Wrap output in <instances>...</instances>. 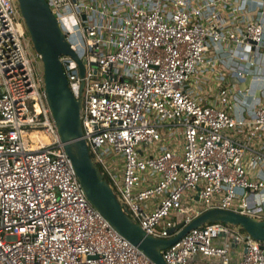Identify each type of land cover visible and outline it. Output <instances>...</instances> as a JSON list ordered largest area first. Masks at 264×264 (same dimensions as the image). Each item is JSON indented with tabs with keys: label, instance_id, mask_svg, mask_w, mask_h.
<instances>
[{
	"label": "built area",
	"instance_id": "obj_1",
	"mask_svg": "<svg viewBox=\"0 0 264 264\" xmlns=\"http://www.w3.org/2000/svg\"><path fill=\"white\" fill-rule=\"evenodd\" d=\"M47 2L85 65L82 77L61 56L81 99L82 138L124 211L163 239L211 209L264 220V98L239 115L234 95L248 89L228 82L258 64L264 14L246 19L245 3L229 0ZM21 19L18 0H0V264H155L87 198ZM213 75L216 90H205ZM39 129L52 140L36 146L29 133ZM162 255L167 264H264V242L216 221Z\"/></svg>",
	"mask_w": 264,
	"mask_h": 264
},
{
	"label": "water",
	"instance_id": "obj_2",
	"mask_svg": "<svg viewBox=\"0 0 264 264\" xmlns=\"http://www.w3.org/2000/svg\"><path fill=\"white\" fill-rule=\"evenodd\" d=\"M31 40L44 63L45 93L49 107L65 143L81 185L89 201L112 226L155 264H167L162 250L179 241L191 229L221 221L240 226L254 239L264 242V220L226 209H211L190 222L171 238L148 234L123 209L114 190L94 162L86 140L82 138L81 99L69 87L61 56L70 55L79 64L80 75L85 65L72 48L47 0H18ZM179 224L178 227H181ZM175 232V228L171 233Z\"/></svg>",
	"mask_w": 264,
	"mask_h": 264
},
{
	"label": "crops",
	"instance_id": "obj_3",
	"mask_svg": "<svg viewBox=\"0 0 264 264\" xmlns=\"http://www.w3.org/2000/svg\"><path fill=\"white\" fill-rule=\"evenodd\" d=\"M230 3H234V5L237 4H244L246 5V12L244 13V17L249 20H257L262 13L264 14V0H245L246 2H243L242 0H229ZM233 4H228L229 11L231 9ZM231 6V7H230ZM230 59H227L228 62ZM246 70L249 71V74L244 79L237 78L236 76H232L231 74L228 76V82L229 83H235L237 85V88L246 90L248 89V93L246 96L241 95H234V102L236 103V111L239 115H242L244 112H249L255 107L254 102V96L257 98H264V51L258 61L257 65H251V63L244 65ZM198 77L201 76L198 75ZM216 83L215 76H211V80L206 81L205 83H202L203 88L209 89L214 88ZM216 92V91H215ZM216 97L211 96L209 101L210 103L216 102ZM246 114V113H245ZM262 198H264V192L261 195ZM253 201H257L258 197L252 196L251 197ZM232 264H236L235 259L233 260Z\"/></svg>",
	"mask_w": 264,
	"mask_h": 264
},
{
	"label": "rangeland",
	"instance_id": "obj_4",
	"mask_svg": "<svg viewBox=\"0 0 264 264\" xmlns=\"http://www.w3.org/2000/svg\"><path fill=\"white\" fill-rule=\"evenodd\" d=\"M16 3H17V1H16ZM19 18H21V17L19 16ZM21 20L23 21V23H24V25H25V27H26V23L24 22V20H23V19H21ZM25 43H26V46H27L28 52H29L30 56L32 57V59H33L35 65H36L37 68L40 70V72L43 73V72H44V63H43V60H42L41 58H38V57H37V51L35 50V47H34V45H33V42H32V40H31V36H30L28 30H27V35H26V38H25ZM93 157L96 158L95 155H94ZM97 164H98L99 169H100V170L102 171V173L104 174L105 178L108 179V181L110 182V184H113V182H112L111 179L108 177V175L106 174V172H105L104 168L101 166V164L98 163V162H97ZM114 189H115V188H114ZM115 192H116L117 198H118L120 201H122V196H121V194L117 191V189H115ZM243 232L246 233V231H244V230H243Z\"/></svg>",
	"mask_w": 264,
	"mask_h": 264
},
{
	"label": "bare ground",
	"instance_id": "obj_5",
	"mask_svg": "<svg viewBox=\"0 0 264 264\" xmlns=\"http://www.w3.org/2000/svg\"><path fill=\"white\" fill-rule=\"evenodd\" d=\"M29 137L34 138L36 146L52 140V135L42 129L30 132Z\"/></svg>",
	"mask_w": 264,
	"mask_h": 264
},
{
	"label": "trees",
	"instance_id": "obj_6",
	"mask_svg": "<svg viewBox=\"0 0 264 264\" xmlns=\"http://www.w3.org/2000/svg\"><path fill=\"white\" fill-rule=\"evenodd\" d=\"M107 179V178H106ZM242 230H244V229H242ZM245 231V230H244Z\"/></svg>",
	"mask_w": 264,
	"mask_h": 264
}]
</instances>
